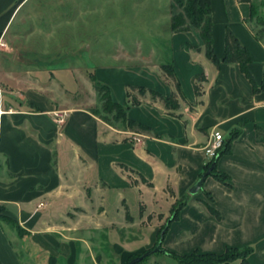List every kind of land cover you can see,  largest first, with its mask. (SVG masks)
Here are the masks:
<instances>
[{"label":"crops","instance_id":"crops-1","mask_svg":"<svg viewBox=\"0 0 264 264\" xmlns=\"http://www.w3.org/2000/svg\"><path fill=\"white\" fill-rule=\"evenodd\" d=\"M22 1L0 0L2 43ZM251 10L249 3L237 0H210L214 56L218 61L224 56L229 30L250 54L247 73L236 63L215 68L196 29L170 32L160 41L167 45H163L162 64L172 66L186 100H179L176 111L148 95L140 97L141 104L130 105L129 85L162 97L175 92L160 65L149 59L128 58L143 63L138 75L128 80L119 76V70H94L103 85L118 80L120 92L113 96L110 91L112 100L127 107L128 119L146 127V132L113 128L92 115L90 105L74 103L71 99L86 89L95 97L81 75L63 67L49 70L48 79L43 73L34 78L29 73L11 83L0 55V207L5 215L30 233L34 245L56 253L51 245L56 232L97 231L119 221L116 216L124 215L125 209L130 213L127 196L138 204L139 218L131 215L135 224L157 221V215L162 220L172 204L189 196L178 219L169 225L166 249L182 255L222 254L228 247L252 246L248 263L264 264V140L256 137L257 128L264 132V38H256L253 23L247 21ZM190 45L200 50L188 49ZM201 75L205 80L197 96L192 79ZM58 90L59 104L53 95ZM54 113H65V122L59 124ZM215 131L228 144L215 163L228 184L208 176L202 190L192 196L189 190L209 161L204 147ZM127 134L142 137L136 143ZM120 165L134 173L121 171ZM110 192L116 201L108 205L104 195ZM204 204L218 211L220 218ZM0 263L21 264L1 223Z\"/></svg>","mask_w":264,"mask_h":264},{"label":"rangeland","instance_id":"rangeland-1","mask_svg":"<svg viewBox=\"0 0 264 264\" xmlns=\"http://www.w3.org/2000/svg\"><path fill=\"white\" fill-rule=\"evenodd\" d=\"M253 7L259 21L264 23V0H254ZM172 13L180 12L171 0H23L3 38L1 61L5 72L12 75L11 83L15 82L13 78L28 77L29 73L33 78L37 73H43L48 79L49 70L63 67L76 77L81 75L90 86L95 69L119 70V76H126L124 78L128 80L134 74L138 75L137 69L143 65L142 61L134 59L132 62L128 58L138 55L142 60L149 59L154 65H162L163 45H167L165 42L160 44V41L167 39L171 32ZM250 26L254 33L264 28L254 24ZM119 55L118 60L116 56ZM117 82L111 80L107 85L113 96L120 92ZM44 86L48 89L47 84ZM8 89L12 90L11 87ZM42 92L48 95L46 91ZM53 95L59 104L62 92L58 90ZM71 100L90 105V111L99 107L96 95L93 97L87 89ZM115 128L122 130L120 126ZM127 136L132 141H140L142 137ZM126 199L131 214L125 209L124 215L116 216L119 221H113L107 227L101 226L97 231L80 232L69 228L56 232L55 241L51 244L56 253H47L34 245L28 231H22L12 223L2 221L1 224L21 264H127L153 250L159 242L161 251L139 264L186 263L187 259L182 260L184 254L164 246L169 225L174 222L168 223L171 212L162 220L157 215V221L145 219L135 224L131 215L134 219L139 218L138 204L129 196ZM104 200L110 205L116 201L115 194L104 195ZM189 200L187 196L186 204ZM204 206L208 210L207 204ZM192 253L197 254L196 258L200 255L196 251L188 254ZM233 253L226 251L227 255ZM231 264H237V261Z\"/></svg>","mask_w":264,"mask_h":264},{"label":"trees","instance_id":"trees-1","mask_svg":"<svg viewBox=\"0 0 264 264\" xmlns=\"http://www.w3.org/2000/svg\"><path fill=\"white\" fill-rule=\"evenodd\" d=\"M173 5H176L179 9L180 13L171 14V33L175 34L178 32H189L191 29H196L199 34V38L204 47V54H206L207 58L213 63L215 68L219 69L220 64H239L242 67L243 71L247 73L246 65L250 61V54L246 51L244 47L241 46L237 38L227 30L224 36V56L221 60H217L212 52V39H211V11H210V0H171ZM239 3H249L251 10V15L248 22H251L255 25V27H264V23L259 21L257 17V13L253 7L252 0H237ZM264 28H261L260 31L254 33L255 37L261 40L262 35L264 33ZM188 49L193 48L195 50H200V47L190 45L187 47ZM159 69L162 71L165 80L169 79L172 83H174L175 92L172 93L169 97H162L159 93L151 90L145 89L139 86H127L126 88V97L129 99V103L132 107H135L141 104L140 97H144L145 95L150 96L153 101L159 102L165 107L167 110L176 111L179 108V100L186 101L183 96L180 88V84L178 83L174 70L170 64H162L159 66ZM204 77L195 76L192 79V83H194V90L197 96H200L202 93V83L204 82ZM94 93L96 95V100L98 101L99 107H94L91 110L92 115H96L102 122L106 125L115 128L116 126H120V128H127L134 132H146L147 128L134 123L129 120L126 114L127 107L123 106L112 100L110 95V88L102 83L98 82L97 79L92 78L91 80ZM256 137L258 139L264 140V132L257 128ZM228 144L223 143L222 150L218 152V156L208 161L205 165L206 173L210 166L213 165V169L209 176L214 177L220 183L228 184V178L226 174L219 173L215 167L216 160L220 158L223 154L227 152ZM119 168L121 171H125L129 174H133L134 171L126 167L125 165H120ZM141 180L145 183L146 181L141 177ZM186 205V197H181V199L177 200L175 204L171 207L170 211L171 216L168 219V223L175 221L178 219V216L181 212L182 207ZM209 212L215 216L216 219L220 218L219 212L214 210L211 207H208ZM6 222L8 224H13L16 228L21 229L18 222L12 217H8L4 213V208L0 207V223ZM25 232V231H24ZM226 251L234 252L231 255H227ZM253 247L247 246L240 249L235 248H226L224 254L218 255L215 253L212 254H200L197 257V254H184L183 259H187V262L184 264H230L234 261H238L239 264H249L247 261V257L252 253ZM262 251H264V245L262 247ZM194 259V260H193ZM203 260V261H202ZM196 261V262H194ZM128 263V262H127ZM1 264V263H0ZM139 264V263H138Z\"/></svg>","mask_w":264,"mask_h":264},{"label":"built area","instance_id":"built-area-1","mask_svg":"<svg viewBox=\"0 0 264 264\" xmlns=\"http://www.w3.org/2000/svg\"><path fill=\"white\" fill-rule=\"evenodd\" d=\"M3 46V43L0 40V48ZM54 116L56 118V121L61 124L65 120V113H54ZM139 136L138 134H136ZM139 141V139H135V142ZM224 143V139L222 135L219 132H212L209 135L208 143L204 147V154L206 155L207 159L211 160L213 158H216L218 156V152L222 150Z\"/></svg>","mask_w":264,"mask_h":264},{"label":"water","instance_id":"water-1","mask_svg":"<svg viewBox=\"0 0 264 264\" xmlns=\"http://www.w3.org/2000/svg\"><path fill=\"white\" fill-rule=\"evenodd\" d=\"M213 168H214L213 165L210 166L209 170H208L206 173H204V174H202V175L200 176V178L196 181L197 183H195V185H194L192 188H190V190H189V194H190V195L194 196V195L197 194L200 190H202V187H203L204 181H205V179L209 176V174L211 173V171H212ZM160 245H161V242H159V243L155 246V248H154L153 250H150V251L145 252L144 254L141 255V257L135 258V259L129 261L127 264H138V263H140L142 260H144L145 258L152 256V255L155 254L156 252H160V251H161L160 248H159Z\"/></svg>","mask_w":264,"mask_h":264}]
</instances>
